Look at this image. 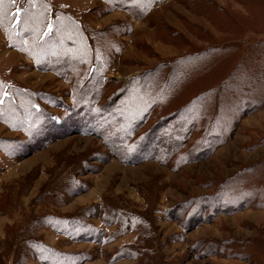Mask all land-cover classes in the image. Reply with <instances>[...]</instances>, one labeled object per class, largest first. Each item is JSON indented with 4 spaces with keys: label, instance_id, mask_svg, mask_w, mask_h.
Here are the masks:
<instances>
[{
    "label": "rangeland",
    "instance_id": "374dc122",
    "mask_svg": "<svg viewBox=\"0 0 264 264\" xmlns=\"http://www.w3.org/2000/svg\"><path fill=\"white\" fill-rule=\"evenodd\" d=\"M42 1L49 8L37 31L50 32L59 11ZM58 1L85 11L74 17L91 46L99 44L92 32L106 30L116 43L102 67L95 61L85 73L101 89L90 105L80 96V75L38 69V57L46 61L38 47L22 52L4 35L7 48L0 35V111L2 103L15 111L20 102L26 113L32 97L46 113L42 122L55 117L76 127L52 128L33 142L0 112V264H264V208L240 206L221 189L264 167V91L199 161L129 164L112 149L121 137L113 131L114 98L136 78L190 54H203L200 65L218 61L221 75L216 68L186 77L188 99L240 69L253 72L247 81L264 71V0H161L143 19L109 11L102 0ZM97 68L102 76L91 74ZM12 88L24 102L8 97Z\"/></svg>",
    "mask_w": 264,
    "mask_h": 264
},
{
    "label": "trees",
    "instance_id": "16d2710c",
    "mask_svg": "<svg viewBox=\"0 0 264 264\" xmlns=\"http://www.w3.org/2000/svg\"><path fill=\"white\" fill-rule=\"evenodd\" d=\"M160 1L102 0L105 5L111 7L109 11L124 10L139 19L145 18L150 7ZM19 4V0L15 2L0 0L2 33L9 38L14 47L22 45L17 47L22 52H26L32 46L38 47L39 52L42 53L39 54L41 59L46 56L44 63H41L38 57V69L49 67L50 71L60 76L75 75L78 78L80 75L79 81L82 83L80 96L82 99L93 100L90 105H95L101 92L100 84L93 82L89 84V76L87 75L85 80V73L91 66L94 67L95 61L103 66L109 48L116 43L112 32L110 33L109 30L92 32L94 38L99 39V44L98 47L91 46L77 19L64 11L61 12L60 9H56L59 12L55 13L53 31L45 32L43 29L39 32L37 28L39 21L43 20L40 19L42 12L45 8H49V4L42 0H24L23 10L18 14ZM113 29L117 32V27L111 30ZM218 53L220 52L215 51L214 55ZM201 55L203 54L184 56L180 61L168 64V67L160 71L156 70L154 76L149 78L146 76L142 79L138 77L131 85L121 87L119 94L114 98L119 104L115 108L118 114H112L116 120L113 126L114 134H121V137L115 136L112 146L119 158H124L129 164L159 160L175 167H180L189 161H199L211 151L210 149L224 142L234 118L243 116L244 111L256 106L257 96L261 97L260 92L264 91L263 69L256 74L254 72L252 81L247 80L253 72L240 69L234 77L224 79L207 92L187 99L186 95L191 89L187 85L189 80L186 77L194 76L198 79L207 74L208 70L212 69L209 72L211 73L216 68L217 73L221 75L222 67L218 65V61L213 60L212 63L204 62L200 65ZM222 62L226 60L223 59ZM98 70L99 68L91 74L102 76ZM0 81L2 82L1 79ZM2 84L4 90L0 91V97L5 91V84L3 82ZM257 93L259 95H256ZM7 94L9 98L16 97L24 102L25 96L17 88L7 89ZM28 102L29 108L26 113L24 109L19 108L22 106L20 102L18 103L20 106H16L15 111L8 109L2 103L0 112L10 120V124L26 131L32 141H35V137L37 138L40 133L45 137L52 128L63 131V127L67 126L55 117L48 122H42L47 118L46 113L33 103L32 97ZM102 117L100 115L98 118L102 120ZM67 127L76 130L74 125L70 124ZM189 139L193 142L186 149ZM128 147L130 153H124L123 151ZM259 170L255 174L248 170L244 176L236 180L225 181L221 187L222 191L227 193L225 199H230V195L236 196L235 199L240 206L264 208V167H259Z\"/></svg>",
    "mask_w": 264,
    "mask_h": 264
},
{
    "label": "crops",
    "instance_id": "0c3cea01",
    "mask_svg": "<svg viewBox=\"0 0 264 264\" xmlns=\"http://www.w3.org/2000/svg\"><path fill=\"white\" fill-rule=\"evenodd\" d=\"M47 1H49V3L55 8L63 9V10H66L68 12H71L72 15L75 16V17H77L78 15H80V14L85 12L82 8H80V7L74 8L71 4L66 3L64 1H58V0H56V1L55 0H47ZM0 35H1V37H3V39H4V41H5L6 45H7V48H9L8 47L9 46V42L6 39V37L4 36V34L2 33L1 30H0Z\"/></svg>",
    "mask_w": 264,
    "mask_h": 264
},
{
    "label": "snow or ice",
    "instance_id": "6c2138e0",
    "mask_svg": "<svg viewBox=\"0 0 264 264\" xmlns=\"http://www.w3.org/2000/svg\"><path fill=\"white\" fill-rule=\"evenodd\" d=\"M13 2H15V0H13ZM17 11L19 12L20 10L18 9Z\"/></svg>",
    "mask_w": 264,
    "mask_h": 264
}]
</instances>
